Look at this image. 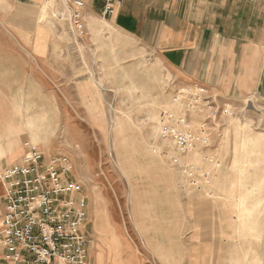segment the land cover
Masks as SVG:
<instances>
[{
  "label": "rangeland",
  "instance_id": "rangeland-1",
  "mask_svg": "<svg viewBox=\"0 0 264 264\" xmlns=\"http://www.w3.org/2000/svg\"><path fill=\"white\" fill-rule=\"evenodd\" d=\"M105 6L97 19L82 14L84 5L78 9L82 35L71 19L75 4L54 9V18L63 22L60 34L69 42L60 45V76L56 86L25 94L24 107L18 103L10 159L31 149L46 160L67 158L70 180L83 187L88 216L94 210L103 216L100 224L108 225V218L136 243L134 229L127 228L128 182L152 180L154 166L192 169L190 177L198 189L199 182L204 184L218 227L223 215L225 224L232 225L264 213V101L257 94L238 100L186 84L170 74L151 48L110 27L87 29L88 24H109L113 14L104 16ZM167 116L184 118L186 124L179 128L196 138L184 156L177 155L172 140L161 137ZM7 160H0V175L9 168ZM3 203L0 181V207ZM82 233L89 258L93 238Z\"/></svg>",
  "mask_w": 264,
  "mask_h": 264
},
{
  "label": "crops",
  "instance_id": "crops-1",
  "mask_svg": "<svg viewBox=\"0 0 264 264\" xmlns=\"http://www.w3.org/2000/svg\"><path fill=\"white\" fill-rule=\"evenodd\" d=\"M75 2L83 3L86 18H102L105 0H0V152L11 142L16 146L14 117L25 94L57 85L60 45L69 42L53 13ZM106 21L108 26L86 28L110 27L151 48L186 84L238 100L257 94L264 101V0H120ZM24 155L1 158L11 167ZM154 173L152 180L128 182L127 228L137 243L108 218L107 226L100 224L103 216L89 210L83 228L93 238L89 264H264V213L232 225L223 215L218 227L202 182L198 189L176 168L154 166Z\"/></svg>",
  "mask_w": 264,
  "mask_h": 264
},
{
  "label": "built area",
  "instance_id": "built-area-1",
  "mask_svg": "<svg viewBox=\"0 0 264 264\" xmlns=\"http://www.w3.org/2000/svg\"><path fill=\"white\" fill-rule=\"evenodd\" d=\"M119 0H106L104 16L115 12ZM72 22L79 34L84 26L76 2ZM203 92V90H201ZM163 120L161 137L172 140L177 155L184 156L196 140L179 127L184 118ZM179 157L174 163H179ZM190 177L193 170L184 168ZM67 158L46 160L37 150H29L22 160L0 175L3 206L0 207V264H89L88 240L82 230L88 216L83 187L70 180Z\"/></svg>",
  "mask_w": 264,
  "mask_h": 264
},
{
  "label": "bare ground",
  "instance_id": "bare-ground-1",
  "mask_svg": "<svg viewBox=\"0 0 264 264\" xmlns=\"http://www.w3.org/2000/svg\"><path fill=\"white\" fill-rule=\"evenodd\" d=\"M10 144H11V146L9 147V149H7V150H3L2 149L1 150V152H0V158L3 157V156H5L6 154H9L10 156H13L14 155L13 154V147H12L13 143H10Z\"/></svg>",
  "mask_w": 264,
  "mask_h": 264
}]
</instances>
